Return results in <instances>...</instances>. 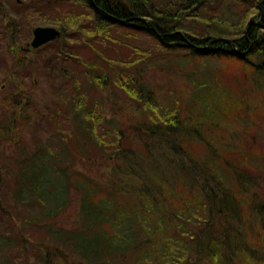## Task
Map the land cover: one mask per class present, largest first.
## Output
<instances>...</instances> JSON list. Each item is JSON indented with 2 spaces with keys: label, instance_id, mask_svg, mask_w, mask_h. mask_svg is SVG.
<instances>
[{
  "label": "trees",
  "instance_id": "16d2710c",
  "mask_svg": "<svg viewBox=\"0 0 264 264\" xmlns=\"http://www.w3.org/2000/svg\"><path fill=\"white\" fill-rule=\"evenodd\" d=\"M27 1L17 8L25 18L51 11L63 27L44 68L71 86L53 101L62 122L55 133L71 140L63 142L64 163L56 162L50 138L34 131L24 143L20 120L9 125L0 113V137L6 132L25 145L15 146L14 164L0 162V186L14 210L25 211L20 229L40 228L47 240L29 250L21 231H7L0 254L20 246L24 264H63L52 260L59 250L69 252L67 264H264V0H233L249 11L228 21L217 13L223 0ZM77 6L92 18L79 39L88 45L83 59L61 44L67 28L56 17ZM118 32L153 40L161 81L99 54L97 35L110 40ZM165 65L178 69L187 91L165 81ZM74 72L87 83L79 85ZM113 94L137 122L107 117ZM1 96L0 111L20 107L17 95ZM91 156L115 166L97 179L77 166ZM69 208V225L54 224ZM0 210L16 226V212L2 203Z\"/></svg>",
  "mask_w": 264,
  "mask_h": 264
},
{
  "label": "rangeland",
  "instance_id": "374dc122",
  "mask_svg": "<svg viewBox=\"0 0 264 264\" xmlns=\"http://www.w3.org/2000/svg\"><path fill=\"white\" fill-rule=\"evenodd\" d=\"M21 1H23L25 4L28 3L27 0ZM2 2L5 3L4 6L2 5ZM23 2H21L20 5H23ZM2 7H4V9ZM18 7L19 5L17 0H0V100L2 97L1 92H6L10 95L15 94L17 97H19L21 105L19 108L12 107V109L8 111H0V113L5 115L3 120L9 125L10 122H16V119L20 120L18 133L22 137L24 143H31V137H33L34 131H37V133L41 132V137L44 142H47V140L50 138L52 143L51 151L54 154L55 161L63 162L65 157V154L63 153V142L69 141L71 139L63 138L62 133H55V128L60 129L62 127V122L61 119H54L55 115H53V112L55 109V103L53 101L61 98L59 93H62V87H65V89L68 91L70 90L71 86L63 75L57 77V74H53V70H50V68H44L45 65L50 63L48 60L50 54H55L53 46L59 44V40L53 43V45L45 46L36 52L30 53L29 55L21 53L20 51L21 47H26V45L32 41L33 29L37 27H54L59 30H63V27L55 25L53 19L50 18L51 11L47 13L41 12L40 14L25 18L20 10L17 9ZM248 11L249 9H245L243 4L238 5L233 0H223L220 7L218 8L217 13L223 18V20H227L231 19L234 14L240 15V13L244 18ZM71 12L72 13L69 14V17L64 15H56L58 20L61 21V23H63L67 28L66 39L61 44H66L70 49L76 47L75 51L77 50L78 53L81 52V55L77 53L75 54L80 56V58L82 57L83 59L85 53V57L87 58V50L85 49L87 44L84 42V46H82V44L79 42V39L83 37V33L89 30V27L92 25V18L89 17L90 14L81 7H78L77 11ZM254 18L255 15L251 14L248 16L247 21ZM32 19L36 20L34 23L35 27H33L31 24ZM43 19H46L47 22H43ZM64 21L66 23H64ZM68 22L75 23V25L71 26L68 24ZM237 22L238 21L230 23L236 24ZM108 37L111 38V34H109ZM86 38L89 37L87 36ZM96 41H99L98 51L101 56L107 58L113 63L123 62L124 65H134L132 68V74H137V76L140 77L143 76L144 80L147 77L151 79L152 75L155 74L156 78L161 81L160 72L164 71L162 70L160 61L156 60L157 57L151 59L152 53H154L153 50L155 49L153 47L154 42L150 38L140 36L138 34H130L129 32H125V34L118 32V34L116 33V39L111 38L109 40L97 35ZM94 44L95 42H93L91 45L93 46ZM92 54L93 52H90L89 57ZM26 56H28L27 59L24 58ZM140 58L141 62L139 63L137 60ZM86 61L90 63L91 59ZM52 66L57 67V64L55 63ZM15 67L16 76L14 77L11 71ZM164 68L165 81H167V78L171 79V88L175 90L177 89V91L180 93L187 91L184 80L181 77L178 69L174 70L168 68V65H165ZM79 70H81V68H79ZM74 77L79 85L81 83H87V78L84 77V74L82 73L79 74L74 72ZM19 81H21L22 84H20ZM124 96L125 95H123V97ZM13 103L16 106V103ZM99 103L100 102L98 101V104ZM24 109H28L26 115L22 114ZM105 111L108 118L114 117L122 125L137 122V117L134 112L130 109H127L122 100L117 98L114 94L111 96L108 104L106 105ZM25 122H29L30 126L26 125ZM105 128L106 131H108L107 124H105ZM13 138V136L6 132L0 137L1 163L7 162L14 164V157L17 155L14 151L15 146L20 148L25 146L24 144H21V142L19 144L20 146L15 145ZM106 140L112 142V140ZM102 141L107 144L105 140ZM67 143L69 144V142ZM26 146L32 150V146ZM107 147L110 148V145H107ZM77 154V151H74L70 157L77 159ZM112 164L113 162L108 161L105 156H91L90 158L84 157L77 162V166L80 169H83L85 172L90 173L93 176L96 174L97 179L104 178L106 172H108V168ZM113 166L115 165H112L111 167ZM6 196L5 187L0 186V203H2L7 211L11 213L16 212L17 222L16 226H14L12 223H9L7 214L3 213V210H0V239H3V236H5L7 231L14 232L12 235L20 237L21 231L26 239H28L29 250L32 248L39 249V247L34 245V243H40L43 240L45 241V232L40 228H34L30 230L20 229V223L23 219V216H25V211L20 210V208L15 211L13 201L7 200ZM73 210L74 208L67 209L66 214H64L62 218L57 219L54 224L60 221L58 223L60 227L69 225L68 216L70 211ZM3 250L7 251H3L0 254V264L12 261L16 262L18 261L17 259H19V257L20 264H24L27 260L26 258L20 256V246L15 247L13 250H8L7 248ZM59 251L62 254H58L56 257L53 256L52 260L58 262L61 259V263L67 264V262L70 261V254L68 255L67 253H63L68 252L65 250ZM31 255V252H29L30 258ZM32 261H34V259H31V262ZM76 264L81 263L78 260Z\"/></svg>",
  "mask_w": 264,
  "mask_h": 264
},
{
  "label": "water",
  "instance_id": "95a60500",
  "mask_svg": "<svg viewBox=\"0 0 264 264\" xmlns=\"http://www.w3.org/2000/svg\"><path fill=\"white\" fill-rule=\"evenodd\" d=\"M61 35V31L57 28L37 27L33 31V40L28 46L36 50L49 43L55 42L61 37Z\"/></svg>",
  "mask_w": 264,
  "mask_h": 264
},
{
  "label": "flooded vegetation",
  "instance_id": "af4514ba",
  "mask_svg": "<svg viewBox=\"0 0 264 264\" xmlns=\"http://www.w3.org/2000/svg\"><path fill=\"white\" fill-rule=\"evenodd\" d=\"M28 44H29V43H28ZM28 44L26 45V47H21V48H20L21 53H24V54L29 55V54L32 53V52H36L35 50H33V49H31L30 47H28ZM15 52H16V51H15ZM24 58L27 59L28 56H26V57H24Z\"/></svg>",
  "mask_w": 264,
  "mask_h": 264
}]
</instances>
